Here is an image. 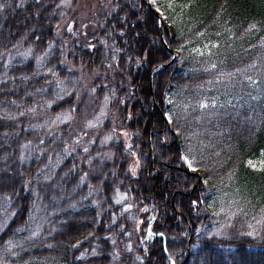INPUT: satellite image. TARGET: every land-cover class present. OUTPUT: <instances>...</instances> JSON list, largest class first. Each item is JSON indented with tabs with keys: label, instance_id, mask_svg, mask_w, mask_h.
<instances>
[{
	"label": "trees",
	"instance_id": "trees-1",
	"mask_svg": "<svg viewBox=\"0 0 264 264\" xmlns=\"http://www.w3.org/2000/svg\"><path fill=\"white\" fill-rule=\"evenodd\" d=\"M160 7L0 0V264H264V0Z\"/></svg>",
	"mask_w": 264,
	"mask_h": 264
},
{
	"label": "rangeland",
	"instance_id": "rangeland-1",
	"mask_svg": "<svg viewBox=\"0 0 264 264\" xmlns=\"http://www.w3.org/2000/svg\"><path fill=\"white\" fill-rule=\"evenodd\" d=\"M150 4L154 6V8L159 12L162 19H166V14L162 11V8L160 7L161 3H164L169 8L174 7L177 4H181L185 0H146ZM79 1H77L78 3ZM175 15V13L173 14ZM71 25V22H68L65 26L66 28H69ZM99 115H94L91 119V122H95L99 120ZM67 114H59L56 116V121H63L66 120ZM181 158L184 161V163L189 167L191 170H197L201 171L202 165L198 162L202 160L203 154L200 152V150H195L193 146L190 145L185 146L183 148V151L181 153ZM245 163L254 169H264V149L260 150L258 155L255 157L249 158L245 161ZM204 181L207 180V176L203 178ZM231 181L228 177L218 179L213 187L212 190L209 191V201H208V207L212 209V211L217 216V221L213 222L212 228L215 231H218L221 227L225 226L226 223L229 221V217L233 214H236L240 211L245 212L246 211V201L243 199L242 196L237 194L236 190L239 191V187H237L235 184H230ZM88 194V193H87ZM123 197H119V199H122ZM250 215H253L250 213ZM44 216H40L39 220L35 224V226H30V232L28 233L29 237L36 236L37 233L41 232L40 226L42 223ZM262 218V215H259L258 218H256V224L259 222ZM251 217L250 219L246 220L247 224L253 225ZM40 222V223H39ZM250 230L261 228L262 226H249ZM49 228L54 229L55 226H49ZM210 229V227H209ZM211 230V229H210Z\"/></svg>",
	"mask_w": 264,
	"mask_h": 264
},
{
	"label": "water",
	"instance_id": "water-1",
	"mask_svg": "<svg viewBox=\"0 0 264 264\" xmlns=\"http://www.w3.org/2000/svg\"><path fill=\"white\" fill-rule=\"evenodd\" d=\"M164 250V249H163ZM165 251V250H164ZM172 264V263H171Z\"/></svg>",
	"mask_w": 264,
	"mask_h": 264
}]
</instances>
